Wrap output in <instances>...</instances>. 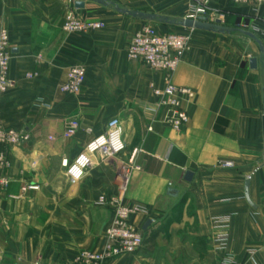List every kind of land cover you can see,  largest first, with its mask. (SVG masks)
Masks as SVG:
<instances>
[{"label":"crops","instance_id":"obj_1","mask_svg":"<svg viewBox=\"0 0 264 264\" xmlns=\"http://www.w3.org/2000/svg\"><path fill=\"white\" fill-rule=\"evenodd\" d=\"M104 1L84 0L77 9V0H0V31L9 33L12 52L0 128L29 135L19 146H0L11 162L1 173L10 184L0 197V264H78L82 251L101 252L114 221L108 202L118 196L134 211L130 223L145 243L110 264H264V4L212 0L226 12V27L246 28L261 45L239 32L181 26L190 44L172 83L195 98L183 100L189 123L174 131L152 89L165 87L164 73L127 57L147 23L117 8L176 23L195 0ZM70 10L105 28L65 33ZM75 66L85 68V84L77 95L64 94ZM112 118L121 121L126 152L107 161L97 156L85 178L71 183L62 162L76 159ZM72 119L80 129L67 139ZM124 166L131 175L121 195ZM29 185L39 190L24 193Z\"/></svg>","mask_w":264,"mask_h":264},{"label":"built area","instance_id":"obj_2","mask_svg":"<svg viewBox=\"0 0 264 264\" xmlns=\"http://www.w3.org/2000/svg\"><path fill=\"white\" fill-rule=\"evenodd\" d=\"M235 5L254 3L263 5L264 0H233ZM74 4L75 0H69ZM210 0H195V5L189 11L187 18L190 20L206 19L209 23L220 21L224 23L225 15L217 17L212 13ZM63 31L72 33H92L105 28L104 23L99 21L81 20L74 10H70L63 23ZM241 28V27H240ZM243 29V28H242ZM246 29V28H245ZM243 29V30H245ZM190 37L182 34H161L152 24H145L132 37L127 47V57L130 61H143L146 66L153 70L164 73L165 87L163 89L152 86L153 94L157 99L156 108L164 111V123L174 131H181L189 123V115L183 108L182 102L185 98L194 99L195 93L188 88H179L172 83V77L182 64L185 54L189 48ZM12 52L10 38L7 30L0 31V98L12 87L9 78ZM33 78V75H28ZM86 81V70L81 66L72 67L67 76V81L61 87V91L68 95H77L82 91ZM156 112V110H153ZM80 124L78 120H70L64 133L65 138L72 139L78 133ZM151 130V129H150ZM29 140L25 132L6 131L0 128V146H19ZM127 145L123 137L122 124L119 118H112L106 132L93 139L84 150L73 161L64 160L63 167L66 176L71 183L82 181L88 171L94 165V160L99 156L103 161L115 159L123 155ZM135 150L129 163L134 168V157L138 153ZM124 166L122 169L123 179L121 195L126 192L131 175V168ZM225 168H232V162L222 163ZM11 167L5 151H0V197L8 188L10 180L1 173ZM137 167H135L136 169ZM39 187L29 185L23 189L24 193L37 191ZM12 200H19L17 196H11ZM105 204V200H101ZM114 208V221L106 231V244L101 252L82 251L76 262L78 264H110L114 259L126 254H134L140 250L145 239L131 223L130 217L134 212L121 203V196L112 197L108 202ZM220 222H223L221 220ZM225 222V221H224ZM225 239L221 237L219 243L224 244ZM30 264H40L32 262ZM220 264H243L233 258H225Z\"/></svg>","mask_w":264,"mask_h":264},{"label":"water","instance_id":"obj_3","mask_svg":"<svg viewBox=\"0 0 264 264\" xmlns=\"http://www.w3.org/2000/svg\"><path fill=\"white\" fill-rule=\"evenodd\" d=\"M95 3L101 4V5H107L104 0H90ZM77 9H84L85 8V3L84 0H77L75 4ZM119 12L133 17V18H142V19H156L157 17L155 15H150V14H145L137 11H130V10H122L117 8ZM165 22L171 23L169 19H164ZM174 23V22H172ZM180 25L186 29H192V30H201V31H208V32H216L219 34H233L236 32H239L246 37L258 42L261 45V42L250 32L242 30L241 28H229L224 26L220 21H216L215 23H209L206 19H198V20H190V19H185L183 20ZM251 66L253 68H256L257 66V61L256 59H253L251 61ZM193 179V174L192 173H187L185 180L187 182H191ZM248 186L249 182L246 183V192H247V198L249 200V195H248Z\"/></svg>","mask_w":264,"mask_h":264},{"label":"rangeland","instance_id":"obj_4","mask_svg":"<svg viewBox=\"0 0 264 264\" xmlns=\"http://www.w3.org/2000/svg\"><path fill=\"white\" fill-rule=\"evenodd\" d=\"M210 1H211L210 5H211V8L213 10L212 13L215 14V16L219 17V16H221V14L223 15L226 13V12L224 13V11L219 8L221 4L213 2L212 0H210ZM230 2L232 4H234L233 0H230ZM188 13H187V15H188ZM186 18L184 17V19H186ZM140 19H142V18H140ZM142 20H145L146 23L152 24L156 29H158L159 27L164 28L165 34H169V33L180 34L181 33L180 32L181 31L180 23L182 22L181 19H178V21L176 23H172L174 21L173 19H170L171 23H167V22H165V20L163 18H158V17L156 19L146 18V19H142ZM232 23H236V22H232ZM228 24H230V21H228L226 19V17H224L223 25L229 26ZM235 28H240V27H235ZM161 34H164V33L161 32ZM234 35L239 36V34H234Z\"/></svg>","mask_w":264,"mask_h":264}]
</instances>
